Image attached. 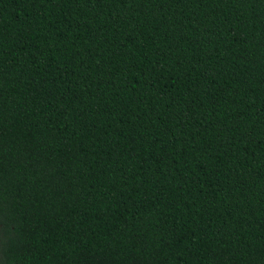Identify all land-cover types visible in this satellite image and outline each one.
I'll return each instance as SVG.
<instances>
[{
    "label": "trees",
    "instance_id": "1",
    "mask_svg": "<svg viewBox=\"0 0 264 264\" xmlns=\"http://www.w3.org/2000/svg\"><path fill=\"white\" fill-rule=\"evenodd\" d=\"M3 264H264V0H0Z\"/></svg>",
    "mask_w": 264,
    "mask_h": 264
},
{
    "label": "snow or ice",
    "instance_id": "2",
    "mask_svg": "<svg viewBox=\"0 0 264 264\" xmlns=\"http://www.w3.org/2000/svg\"><path fill=\"white\" fill-rule=\"evenodd\" d=\"M0 264H3V261L2 260H0Z\"/></svg>",
    "mask_w": 264,
    "mask_h": 264
}]
</instances>
